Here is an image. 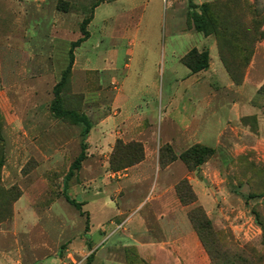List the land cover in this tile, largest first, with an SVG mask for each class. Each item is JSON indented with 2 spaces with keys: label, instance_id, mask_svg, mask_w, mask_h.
<instances>
[{
  "label": "rangeland",
  "instance_id": "obj_1",
  "mask_svg": "<svg viewBox=\"0 0 264 264\" xmlns=\"http://www.w3.org/2000/svg\"><path fill=\"white\" fill-rule=\"evenodd\" d=\"M194 2L212 3L209 36L190 22L189 0H0V264H88L91 254L90 264H197L202 250L209 264H230L248 248L264 256V124L244 118L251 133L217 138L233 102L246 112L248 98L263 97L264 0ZM86 18L90 36L77 43ZM208 47L236 81L254 59L238 92L223 67L203 74L184 64ZM72 48L63 104L91 122L68 190L81 207L65 199L64 179L83 127L51 111ZM196 144L216 150L198 172L171 161ZM183 182L196 198L188 205ZM157 213L180 227L164 232Z\"/></svg>",
  "mask_w": 264,
  "mask_h": 264
},
{
  "label": "trees",
  "instance_id": "obj_2",
  "mask_svg": "<svg viewBox=\"0 0 264 264\" xmlns=\"http://www.w3.org/2000/svg\"><path fill=\"white\" fill-rule=\"evenodd\" d=\"M211 6H212V3H203L201 5H198L194 2V0H189V9H190V12L188 15L189 20L195 27L196 31L199 33H204L205 36H209L211 34L210 27L212 26L213 19H215L212 15L213 12L211 11ZM63 9L66 10V8H63ZM197 9H200V11H197ZM90 20L91 18L84 19L82 26H81V31H82L83 36L79 39V41H77V43H81L89 38L90 34L87 31V26L90 23ZM76 45L77 44H74V46ZM217 46H218V51H219L220 48H219L218 42H217ZM219 55H220V51H219ZM74 57H75L74 51L72 48L71 55H70V63L67 69L65 70V72L63 73L61 81L54 88L55 98L51 104V111L56 117L66 119L73 124L81 125L83 127L82 134L84 138L81 143V151L79 155L76 157V159L73 161L64 179L65 199L68 202L76 204L78 207H81L82 203H78L77 200L72 198L68 190H69L70 180L74 177L75 173L81 169L83 162L87 158V149H88L87 137L91 130V122L85 114L79 113L78 111H75V110L67 109L66 107H64V104H63L62 91L69 81V76L73 68ZM220 58L225 68L227 69L228 73L230 74L232 80L236 84H241L244 79L245 73L240 79V81H236L233 73L231 72L233 69H231L228 66V64L222 58V56H220ZM183 60H184V64L191 70L192 73H199L201 71L209 69L210 52L208 49H203L202 51H199L197 48H194L191 50L190 53L184 56ZM250 61H251V57H249V62L247 66L249 65ZM215 152L216 150L212 147L201 145V144H196L188 148L187 150H185L180 155L173 153L171 157V161L173 162L177 159H181L189 168L198 172L200 170V167L208 159L214 156ZM185 187H187V182L186 183L183 182L182 185L177 187V193L179 195L180 201L184 205H188L194 202L196 198L191 197L189 191L184 190ZM188 187L190 186L188 185ZM249 197H253V196H249ZM253 212L256 215V219H258L257 213L255 211ZM189 218L192 221V223H194L197 220L196 210L191 211L189 213ZM260 225L263 227L262 223H260ZM248 252L250 255L248 258H243L241 255H234L233 257H228L226 252H224V255L227 256L228 258H231L229 259L230 264H240L239 261L242 262V264H254L257 260H259V262L264 260V256L260 255V253L254 248H248ZM92 259H93V254L90 255L88 264L91 263Z\"/></svg>",
  "mask_w": 264,
  "mask_h": 264
},
{
  "label": "crops",
  "instance_id": "obj_3",
  "mask_svg": "<svg viewBox=\"0 0 264 264\" xmlns=\"http://www.w3.org/2000/svg\"><path fill=\"white\" fill-rule=\"evenodd\" d=\"M215 44L217 46V42L216 41H215ZM262 47L263 48L260 50V54H261V58L264 59V45ZM208 50L210 51V55H211V51H212L211 47H208ZM217 51H218V46H217ZM218 55H219V53H218ZM256 55H257V53H256ZM219 59H220V56H219ZM219 63L220 64L215 63L213 61V59L211 58L209 69L201 71V72L203 74H210V73H214L215 71H219L222 67L227 71V69L225 68V66H224L223 62L221 61V59H220ZM254 65H255V61L253 59V61H251L250 65L248 66V68H247V70L245 72V76H244V79H243L241 84H236L232 80L230 74L227 71V73L229 74V76L231 78V81L228 82V84H227L228 85L227 86L228 89L232 90V89H234L233 87H238L235 90L237 92L239 91V89H242V87H244V85L248 81V79L253 76V69H255ZM201 72H199V73H201ZM258 92H259V90H258ZM261 95H263V97H261L259 100L258 99L254 100L251 97L248 98V100L245 102V104H246V106L248 108V111H246V112L245 111L242 112L241 109H240V105L237 104L236 102H233L230 105V110L233 113V115H232L233 118L232 119H228L227 117H225V120L219 121L220 122V124H219L220 129L218 130L217 138L221 139L228 129H229L228 131L232 130V133H235V134H240L241 133L240 134L241 136H242V134L247 135V134L251 133L249 126H245L243 124V122H242V120L244 118L246 119L248 117L255 116L256 119H257L258 124H260V125L264 124V93H261ZM168 192H170V190L169 189H165L164 193L167 194ZM183 209H185V208L183 207ZM161 213H157L156 216L159 217V219H160L159 222H160V225L162 226V230L164 232L166 230V225H167V227H169V229H168L169 231L172 228L177 227V229H178L180 227L181 223L175 222V221L174 222L173 221L170 222L172 213L169 214V215L168 214L167 215L166 214L162 215ZM177 223H179V226H178ZM185 225L187 226L186 220H185ZM157 242L159 243L160 241H157ZM161 245L164 248V242H161ZM204 255H205V253L202 250V255L198 256L197 264H209L206 261V258H205ZM185 264H187V263L185 262Z\"/></svg>",
  "mask_w": 264,
  "mask_h": 264
}]
</instances>
